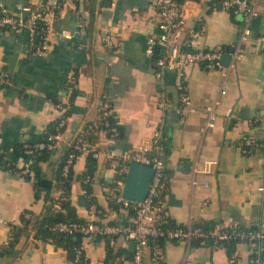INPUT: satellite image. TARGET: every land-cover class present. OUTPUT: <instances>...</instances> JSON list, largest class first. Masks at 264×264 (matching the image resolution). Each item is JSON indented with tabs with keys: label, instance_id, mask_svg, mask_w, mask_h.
Segmentation results:
<instances>
[{
	"label": "crops",
	"instance_id": "crops-1",
	"mask_svg": "<svg viewBox=\"0 0 264 264\" xmlns=\"http://www.w3.org/2000/svg\"><path fill=\"white\" fill-rule=\"evenodd\" d=\"M0 1L15 9L19 3L38 5L44 0ZM259 10L245 50L227 77L220 69L191 63L182 71L168 70L163 84L155 76L159 52L146 53L149 36L159 32L153 0H66L49 16L54 31L48 34V48L41 51L29 48L25 32L0 29V71L6 72L0 87V247L9 237L10 223L19 222L22 211L44 209L45 190L36 196L34 177L18 170L32 163L33 153L17 146L37 140L59 117L54 101L63 95L69 68L78 73L70 121L61 146L41 162L45 173L39 186L52 185L64 145L86 124L101 120L98 107L108 93L118 134L111 137L99 131L92 143L101 150L110 149L114 158L106 160L102 155L90 164L89 154L77 156L70 199L80 217L133 220L127 206L112 203L122 194L127 170L118 155L148 143L162 125L168 148L163 156L162 194L173 223H264V0H259ZM187 11V31L200 30L193 41L196 49L235 47L241 15L233 17L201 0L188 5ZM62 28L72 36H61ZM107 33H112L115 49L106 44ZM183 89L197 110L176 109ZM163 95L166 110L159 106ZM216 98L215 124L203 130L205 107ZM230 106L233 110L227 113ZM247 137L255 139L248 147L243 143ZM88 174L89 188L85 187ZM115 240L121 250V262L116 264H133L134 239L121 234ZM83 246L92 264H114L106 260L104 237L86 236ZM16 248L19 253L1 256L0 264H77L54 241L22 237ZM162 251L170 264H261L246 242H238L232 256L223 246L173 239H164ZM152 253L149 243L142 264H153Z\"/></svg>",
	"mask_w": 264,
	"mask_h": 264
},
{
	"label": "built area",
	"instance_id": "built-area-1",
	"mask_svg": "<svg viewBox=\"0 0 264 264\" xmlns=\"http://www.w3.org/2000/svg\"><path fill=\"white\" fill-rule=\"evenodd\" d=\"M66 0H44L41 4L33 5L29 3H19L15 9L10 8L0 1V29L10 32H25L28 37V45L32 51H41L49 46L48 34L54 31L50 15L54 16L58 9ZM113 1V0H112ZM196 0H153L156 8L157 26L159 32L157 35H150L146 47V53L153 55L155 53V45L161 46V51L156 56L155 76L162 84L165 79L166 72L171 69L182 71L191 63H200L207 67L220 69L225 77L228 75L230 68L236 65L237 59L244 52V43L247 42L251 35V22L253 18L260 13L259 0H201L215 8L222 9L230 15H241L242 21L241 33L239 40L232 49L231 60L228 64L222 61V55L225 51L222 47L196 49L193 46L194 37L199 35L200 30L192 29L187 31V9L188 5ZM61 36L71 37L72 34L68 29L62 28L59 31ZM106 44L111 48H116L112 33L104 36ZM0 79H6V72H0ZM78 87V73L74 68H69L66 72L64 83V92L56 101L54 107L59 111L58 131L50 133L47 140L36 142L34 145L37 149L57 148L62 141V133L68 126L70 121V109L73 103V95ZM221 92L225 91V83L222 84ZM180 103L176 106L178 111L197 110L192 104L191 95L186 89L179 92ZM219 99L216 98L213 103L207 104L205 111L207 114L202 129L212 127L215 124L216 105ZM159 106L166 110L168 107L166 96L163 95L159 102ZM114 102L110 94L104 93L101 103L98 107L102 120V128L99 131H107L110 129L111 137L118 134V127L111 120L113 117ZM233 107H228L227 113L231 112ZM95 125L89 124L82 128L76 135L70 139L69 145H74L77 151L90 154L95 158L103 155L106 160L114 158V154L110 149L101 150L88 141L87 135L95 131ZM255 139L247 137L244 144L251 145ZM163 141L164 133L162 125L157 127L153 136L148 143L141 145L137 149L123 151L118 155V159L123 165H127L132 161L149 164L154 168L152 181L148 193L143 201L135 202L121 195L117 196V201L123 203L124 206L133 205L135 214L133 220L128 223H111L106 219H90L85 222L77 221H59L54 225V229L65 232L79 231L86 236L108 235L110 236V244H115L117 235H126L134 239L133 264H142L145 247L151 238L157 239L161 237L174 238L178 241L193 243L198 240V244H206L207 238L217 237L224 239L232 235L234 232L240 235L242 241L248 243L253 253L257 255L261 264H264V223L260 224V229L256 231H244L238 229L239 223L218 224L212 228H205L191 220L184 223L183 226H173L169 224V218L163 199L164 187V158H163ZM30 147L31 144L26 143ZM245 147L247 150L248 148ZM30 151H33L32 149ZM77 158L76 152H69L63 163L62 174L67 176L70 168L74 165ZM27 163L21 170L33 176V171ZM207 183V182H206ZM60 189L58 193H62ZM62 198H66V195ZM58 205V204H57ZM230 225L233 229L228 231L223 229L224 226ZM240 230V231H239ZM8 243V239L4 244ZM153 264H170L165 262L162 246L159 242L153 245ZM79 261V256L77 257ZM118 260L121 257L118 256Z\"/></svg>",
	"mask_w": 264,
	"mask_h": 264
},
{
	"label": "trees",
	"instance_id": "trees-1",
	"mask_svg": "<svg viewBox=\"0 0 264 264\" xmlns=\"http://www.w3.org/2000/svg\"><path fill=\"white\" fill-rule=\"evenodd\" d=\"M78 1V0H77ZM112 1V0H109ZM233 17H236L238 15H231ZM5 71L2 69L0 72ZM5 82L1 81L0 79V87L4 84ZM77 89V88H76ZM76 91L73 95V99L75 97ZM58 98H56L57 100ZM55 100V101H56ZM72 112V107L69 111L71 114ZM112 120V119H111ZM97 120V122H93L92 124L95 125V131H93L91 134L87 135V139L90 142H93L94 139L96 138L97 134L99 133V130L102 128V120ZM58 118L54 121L49 123L47 128L45 129L44 133H42L37 140H29L25 141L24 143L18 144V148H25L28 150H33L31 151L34 156V160L32 161L30 168L33 171V177H34V186H35V193L36 196H39L42 191L45 190V197H46V203L44 206V209L41 212H35L30 209H25L22 211L20 215V220L17 223H10V233L8 237V243L3 244L0 247V257L9 254L10 251L14 253V255H17L19 253V249L17 250V244L20 241L22 237H30L33 236L36 239H41L43 241H54L56 244H61L67 249L68 256L75 260L77 264H92L89 257L87 256L84 246H83V240L86 237L85 234L79 232V231H74V232H65V231H60L58 229H54V225L59 222V221H66V222H71V221H77V222H85L88 219L80 217L77 212L75 206L71 204V199H70V194H71V184L72 180L74 178V171H73V166L70 168V171L67 176L62 174V168H63V163L65 161V158L71 152L74 150L76 152L77 156L81 154L80 151H77L74 145H69V143H66L64 145V149L62 151V154L60 156L59 161L57 162V165L55 167V177L52 185L48 187L47 189L39 186L38 180L43 176L45 173L42 169L41 162L47 160L51 154L61 146V144L54 149H48V148H42V149H37L34 147L36 142L42 141V140H47L48 136L50 133L57 132L58 128ZM113 122V120H112ZM86 124L85 127H87ZM83 127V128H85ZM107 133L110 132V129H107ZM26 143L31 144L30 147L26 146ZM163 156L167 154L168 148L166 147V142L163 141ZM90 155V154H89ZM93 156L90 155V164H93ZM9 166V165H8ZM14 168V167H10ZM21 169H18L19 172L23 175H29L27 173H23ZM124 173L121 174L123 176ZM87 176V175H86ZM87 182L85 183V187L89 188V184L91 182V176L88 174L87 176ZM60 189H63L62 193H58ZM66 195V198H62ZM118 196V194H117ZM117 196L114 197L112 203H114V207H118L123 203L117 201ZM58 204V205H57ZM129 209V215H134L135 214V209L133 205L127 206ZM103 213L104 211H100ZM104 215V214H103ZM130 218L127 216H118L115 219H110L109 222L111 223H128L130 222ZM197 224L205 227V228H212L215 227L218 224H222L220 222H215V221H196ZM169 224L173 226H183V224H175L169 219ZM261 225L258 224L257 226H245L240 224L238 226V229L240 230H252L256 231L260 229ZM223 229H227L228 231H232V227L230 225L224 226ZM239 230V231H240ZM96 236H101L106 239L107 243V256L106 260H109L111 263L113 262L114 264L120 263L121 260H118V256L121 257V250L115 246L110 244V236L108 235H94ZM164 239H173L174 238H168V237H161L157 239L151 238L148 242L154 245L155 242H159V244L162 246V242ZM244 239H241L240 235L238 233L234 232L232 235H230L227 238L220 239L217 237H209L207 238L206 244L208 245H219L223 246L226 248L227 252L232 256L234 252L236 251L237 243L238 242H244L242 241ZM194 244H198V240L193 241ZM264 243V241H263ZM264 254V253H263ZM79 256V261L77 257Z\"/></svg>",
	"mask_w": 264,
	"mask_h": 264
},
{
	"label": "water",
	"instance_id": "water-1",
	"mask_svg": "<svg viewBox=\"0 0 264 264\" xmlns=\"http://www.w3.org/2000/svg\"><path fill=\"white\" fill-rule=\"evenodd\" d=\"M155 51L160 52L161 46L155 45ZM232 48L229 46L225 47V51L222 55V61L224 64H228L231 60ZM77 121L73 122V127L76 126ZM1 156V153H0ZM154 168L145 163L132 161L128 164L126 170V177L122 188L121 196L123 198L139 202L143 201L148 193Z\"/></svg>",
	"mask_w": 264,
	"mask_h": 264
}]
</instances>
